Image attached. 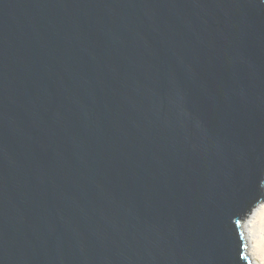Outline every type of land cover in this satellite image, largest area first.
I'll return each mask as SVG.
<instances>
[{
	"label": "water",
	"instance_id": "1",
	"mask_svg": "<svg viewBox=\"0 0 264 264\" xmlns=\"http://www.w3.org/2000/svg\"><path fill=\"white\" fill-rule=\"evenodd\" d=\"M264 0H0V264H251Z\"/></svg>",
	"mask_w": 264,
	"mask_h": 264
},
{
	"label": "bare ground",
	"instance_id": "2",
	"mask_svg": "<svg viewBox=\"0 0 264 264\" xmlns=\"http://www.w3.org/2000/svg\"><path fill=\"white\" fill-rule=\"evenodd\" d=\"M243 237L251 264H264V202L260 203L243 222Z\"/></svg>",
	"mask_w": 264,
	"mask_h": 264
},
{
	"label": "rangeland",
	"instance_id": "3",
	"mask_svg": "<svg viewBox=\"0 0 264 264\" xmlns=\"http://www.w3.org/2000/svg\"><path fill=\"white\" fill-rule=\"evenodd\" d=\"M248 216H249V215H248ZM246 219H247V218H246ZM246 219H245V220H246ZM245 220H244V221H245ZM242 228H243V225H242ZM246 250H247V249H246ZM246 252H247V251H246Z\"/></svg>",
	"mask_w": 264,
	"mask_h": 264
}]
</instances>
